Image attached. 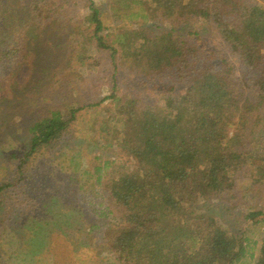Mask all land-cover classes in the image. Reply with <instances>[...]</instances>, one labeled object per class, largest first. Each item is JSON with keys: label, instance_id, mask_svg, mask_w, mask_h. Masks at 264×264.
Masks as SVG:
<instances>
[{"label": "trees", "instance_id": "16d2710c", "mask_svg": "<svg viewBox=\"0 0 264 264\" xmlns=\"http://www.w3.org/2000/svg\"><path fill=\"white\" fill-rule=\"evenodd\" d=\"M17 2L0 0V90L9 89L0 99L28 92L47 72L42 68L48 57L43 50L46 38L60 29L59 19L74 12L66 0H29L20 8ZM246 3L114 0L118 21L121 7L139 4L149 15L159 12L173 23L166 34L150 38L146 30L126 29L118 22L109 29L113 38L110 33L102 36L108 27L94 1L87 0L89 12L82 21L89 27H69L79 35L73 58L85 66L94 69L86 63L91 55L83 38L99 52L110 50L116 71L127 66L158 79L154 87L170 85L153 106L138 96L129 98L115 108V116L103 114L94 127L96 143L120 147L117 154L125 158L107 159L96 167L107 202L99 212L113 219L94 228L103 229L98 241L119 264H248V256L254 260L243 236L247 231L232 234L196 208L202 199L233 194L238 188L234 177L245 166L253 171L254 182L264 186V8ZM178 21L214 27L220 50L203 44L199 36L195 43L180 37L174 27ZM219 60L221 67L216 66ZM238 62L241 76H236ZM178 84L182 86L176 92ZM73 112L71 121L61 110L35 120L20 164L43 145L63 140ZM249 142L255 144L252 149ZM251 160L259 163L253 166ZM261 215L249 211L245 225L259 224ZM258 252L251 264H264V240Z\"/></svg>", "mask_w": 264, "mask_h": 264}, {"label": "rangeland", "instance_id": "374dc122", "mask_svg": "<svg viewBox=\"0 0 264 264\" xmlns=\"http://www.w3.org/2000/svg\"><path fill=\"white\" fill-rule=\"evenodd\" d=\"M18 1L16 6L20 8L29 0ZM66 1L77 14L73 12L70 17L59 19L57 27L60 29L46 38L43 50L48 57L43 60L42 68L47 72H42L28 92L0 99V264H119L98 241L103 229L94 228L113 219L112 213L103 217L99 212L107 202L101 181L97 180L96 167H103L107 159L121 161L125 158L117 154L122 150L120 147L103 148L96 143L94 127L103 114L115 116V108L127 99L138 96L145 104L153 106L157 96H164L170 87L168 82L154 87L158 79L127 66H120L116 71L111 51L99 52L95 44L91 45L85 38L83 41L89 44L91 55V60L85 62L94 69L73 58L79 35L69 27L87 30L90 24L82 18L89 11L87 0ZM93 1L108 27L102 31L104 37L109 33L113 35L109 29L118 22V26L126 29H144L150 38L166 34L172 28L173 20L168 22L159 12L149 15L139 4L121 7L118 21L113 10L114 0ZM246 2L249 6L264 8V0ZM174 27L180 37L185 36L193 43L199 36L203 44L217 51L221 48L216 29L210 25L192 26L178 21ZM236 60L231 58L233 64ZM217 63L215 65L221 67V61ZM239 66L238 62L236 76L243 73ZM181 86L178 84L175 91ZM7 90L3 87L0 96H5ZM50 110H61L70 121L74 110L68 133L63 140L43 145L26 164H20L30 144L29 127ZM253 118L256 120L255 116ZM263 125L264 121L260 126ZM124 126L126 129L127 125ZM71 141H75V146ZM249 144L251 149L255 145L254 142ZM251 162L253 166L259 163ZM234 179L238 188L233 194L202 199L196 208L214 216L232 234L247 231L243 236L248 238L249 251L255 256L254 260L246 258L251 264L264 240V186L254 182L253 171L247 166L240 169ZM258 210L263 214L260 223L247 227L244 223L247 213Z\"/></svg>", "mask_w": 264, "mask_h": 264}]
</instances>
